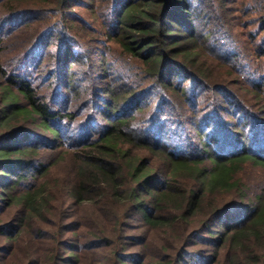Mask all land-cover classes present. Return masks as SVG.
<instances>
[{
    "label": "trees",
    "instance_id": "1",
    "mask_svg": "<svg viewBox=\"0 0 264 264\" xmlns=\"http://www.w3.org/2000/svg\"><path fill=\"white\" fill-rule=\"evenodd\" d=\"M249 164L264 0H0V264H264Z\"/></svg>",
    "mask_w": 264,
    "mask_h": 264
},
{
    "label": "rangeland",
    "instance_id": "2",
    "mask_svg": "<svg viewBox=\"0 0 264 264\" xmlns=\"http://www.w3.org/2000/svg\"><path fill=\"white\" fill-rule=\"evenodd\" d=\"M70 156L68 155V153H64V159L62 160V162L56 164L55 166H53L50 170V177L52 179V183L55 182H60L63 184L62 186V194L64 196L67 197H71V195L68 194V188L73 185V180H72V169L70 167ZM251 165V164H249ZM252 166V165H251ZM264 171L259 170L257 167L252 166L251 167V174H250V170H246L244 171V173H247V176L251 175V179L252 181H255L256 178L258 176H261L262 178H264ZM60 188V187H58ZM259 190V189H258ZM5 191H2V195L4 197Z\"/></svg>",
    "mask_w": 264,
    "mask_h": 264
}]
</instances>
